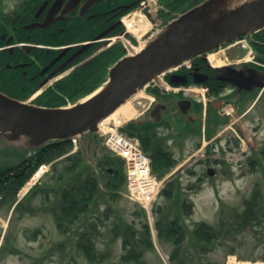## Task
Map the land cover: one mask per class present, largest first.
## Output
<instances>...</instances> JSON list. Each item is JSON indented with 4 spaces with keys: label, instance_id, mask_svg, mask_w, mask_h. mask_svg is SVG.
<instances>
[{
    "label": "trees",
    "instance_id": "1",
    "mask_svg": "<svg viewBox=\"0 0 264 264\" xmlns=\"http://www.w3.org/2000/svg\"><path fill=\"white\" fill-rule=\"evenodd\" d=\"M112 1L105 0L99 4V7L102 8ZM169 8L170 6L165 4V9L160 14L164 26L172 22L178 14L186 12L191 6L189 8L179 6L168 10ZM126 13L127 11L123 14ZM84 20L102 21L103 17L100 16L95 21ZM60 26L58 23L55 28ZM103 28L100 26L99 31ZM73 34L79 39L74 38L72 41H87L95 36V34H89V28L86 25L75 29ZM129 38L133 43H137L134 38ZM62 43L63 41H60L57 44ZM125 53L122 44L117 43L87 66L79 68L73 75L58 82L40 96L36 102L40 106L50 108L65 107L68 102L76 104L96 92L108 81L109 69L124 57ZM4 69L6 68L4 67ZM0 91L18 100H24L28 96V93L23 92L20 88L16 89L2 82H0ZM150 92L152 93V91ZM218 121H220L218 118L209 119V125L215 123L217 127ZM160 126L170 127L171 122L167 119L160 123L150 120L142 123L134 121L124 128V132L139 138L144 152L152 159L153 173L158 177H164L178 162L167 148L165 139L160 136L158 131ZM188 131V129L184 130L185 133L180 136L188 137ZM208 132V137L211 138L216 133V129H210ZM198 135L202 138V112L200 113ZM97 138L96 134L86 133L83 139L86 140L87 145L83 146L80 143L78 152L72 155H69L73 148L71 139L53 140L35 147H28L25 139L19 142L4 139L0 142V165L4 166L0 170V191L13 187L14 194H16L41 164L65 156L53 165V170H56L60 163H64L66 176H60L58 181L62 188L60 197L50 207L59 233L66 236V241L59 247L65 251L64 247L68 242L88 264H108L109 257L107 258V255L101 252V244L102 238L109 231L114 242L121 241L124 251L120 260L122 264H148L146 255L149 251L155 250V245L144 211L142 214L145 216V222L140 229L136 227L135 223L127 221L122 216L116 217L109 225L102 220L101 216L107 215L106 218H108V213L113 208L111 203L108 204L104 215H101V203L105 198H109L110 202L114 203L123 197L126 185V166L122 159L107 154L99 159L92 157L88 151L93 140H97ZM200 145L201 143H197L196 146ZM209 152L211 153V149ZM261 155L264 156V148ZM10 158L15 159L16 162L6 167ZM250 165L251 172H256L257 167L261 165L260 159L250 158ZM203 182V179H198L195 183L184 188L180 179L171 181L161 194V197L165 198L170 205L166 208L162 205L156 206L155 213L160 216L156 222L159 241L163 244H171L176 248L171 256L172 264L188 263L190 258L188 251L182 257L180 254L187 240L201 254L208 255L216 251L218 246H223L227 241L236 240L237 236L244 232H254L255 226H261L264 223L262 192L259 188H255L251 196L244 201L243 210L234 213V220L226 221L222 218L218 226L204 221L195 222L191 228L187 221L194 214V203L188 195L183 198V194L184 192L187 194L188 191L195 193L201 191ZM45 199L50 202L48 192ZM39 233L40 231H36L34 237H37ZM228 253L236 254L235 248H230ZM239 258L249 260L244 256ZM74 260L78 264L76 258Z\"/></svg>",
    "mask_w": 264,
    "mask_h": 264
},
{
    "label": "flooded vegetation",
    "instance_id": "2",
    "mask_svg": "<svg viewBox=\"0 0 264 264\" xmlns=\"http://www.w3.org/2000/svg\"><path fill=\"white\" fill-rule=\"evenodd\" d=\"M57 1L17 0L12 5L0 3V45H4L0 47V82L28 93L24 101L36 105L40 93L47 91L59 80L74 74L78 68L89 63L101 48L108 45L107 40L94 43L84 53H87L84 60L71 66L84 55H78L80 47H77L84 42L72 41L74 38L79 39L73 34L75 29L86 25L89 34H95L90 41L106 30L121 34L124 31L121 14L140 0H113L102 8L98 3L91 8L86 6L89 0H75L71 4V0H60L58 3ZM206 1L157 0L163 6L169 5V10L179 6H191L192 9ZM85 8L88 11L82 14ZM64 11L65 14L62 15ZM99 15H103V20L95 21ZM47 21L52 24L43 28L42 25ZM58 23L61 26L55 28ZM100 26L104 27L101 31ZM239 39L247 40L251 53L235 40L222 45L214 52H223L222 65H215L209 60L212 52L196 57L189 66H183L178 72L169 75V80L180 82V85L189 91L204 89L205 95L211 100L205 108L208 117L207 129H216L218 138L224 135L233 136L230 131L234 124L222 115V110L228 104H234L241 118L253 116L254 113L264 114V28ZM60 41L63 43L57 44ZM7 43L13 44L7 48ZM152 90L155 97L152 109L157 104L167 106L163 118L168 109L177 106L170 112L172 125L179 129L174 133H185L184 130L188 129L191 137L198 135L200 113L204 110V105L198 99L185 96V92L174 95L165 94L158 89ZM183 100L192 101L188 114L178 112V104ZM150 114L151 111L144 119H151ZM214 118L220 120L217 127L214 122L209 125V119ZM262 127L263 125H260L259 128ZM12 197L13 187L0 191V204Z\"/></svg>",
    "mask_w": 264,
    "mask_h": 264
},
{
    "label": "rangeland",
    "instance_id": "3",
    "mask_svg": "<svg viewBox=\"0 0 264 264\" xmlns=\"http://www.w3.org/2000/svg\"><path fill=\"white\" fill-rule=\"evenodd\" d=\"M15 1L17 0H0V3L5 2L12 5ZM132 36L134 37V35ZM134 38L136 39V37ZM147 44L143 39L134 45L138 51H141ZM101 52L102 49L98 53ZM260 125L263 127L259 128ZM159 132L168 134L162 129ZM230 132L233 133L231 137L224 135L221 138L214 137L212 139L213 153H207V158H203L199 153L200 149H203V141L200 148H197L195 146L200 142L199 139L188 137L178 143L171 137L169 139V148L179 160L178 167L186 162L174 178L180 179L184 188L195 183L197 179H204V187L201 191L196 193L188 191L187 194L185 192L183 194V198L188 195L194 202V214L187 221L191 228L195 222L204 221L218 226L222 218L226 221L234 220V213L243 210L244 201L251 196L255 188H259L262 192L264 208V156L261 155L264 148V114L254 113L253 116L240 119ZM8 137L11 140L22 139L20 136ZM242 142L246 144L244 149L247 152L244 156L240 155L243 150ZM81 145H87L85 139L81 141ZM204 145H207V142ZM88 152L95 158H101L106 154L111 155L104 145L103 139L99 137L97 140H93ZM195 154L197 156L192 157ZM250 158L260 159L261 165L257 167L256 172H251ZM189 159L191 160L189 161ZM208 159L226 163L210 165ZM237 161L238 164H234ZM10 163L13 164L14 161ZM65 166L64 163H60L56 170L52 169L47 173L38 186L14 207L15 201L10 199L0 204V216H2L0 218H3L0 220L1 256L8 251L0 258V264H76L74 258L78 264H88L68 242L64 247L65 251L59 247L66 241V236L60 234L56 228L50 209L60 197L62 188L58 181L60 176H66ZM209 168L215 169L217 173L214 177L206 178ZM191 172L194 173L190 174ZM47 192L50 194V202L45 199ZM123 193V197L118 202L113 203L109 198H105L101 203V215H104L108 204L111 203L113 207L108 213V218H106L107 215L101 216L102 220L109 225L116 217L122 216L127 221L135 223L136 227L140 229L145 222L142 209L127 199L126 190ZM157 205L166 208L170 203L160 197ZM159 217V214L155 215L156 220ZM36 231H40V233L34 237ZM102 239L101 252L107 255V258L109 257L108 264H122L120 260L124 251L121 241L114 242L109 231ZM232 247L235 248L236 254L228 253ZM12 249L18 252L14 254ZM175 249L171 244L158 243L155 250L147 253V263L172 264L171 256ZM186 251L190 257L187 264H229L232 257L238 262H262L264 264V223L261 226H255L254 232L239 234L236 240L227 241L208 255L201 254L197 248L192 247L189 240L182 248L181 257L186 254ZM241 256L246 257L249 261L241 260L239 258Z\"/></svg>",
    "mask_w": 264,
    "mask_h": 264
},
{
    "label": "water",
    "instance_id": "4",
    "mask_svg": "<svg viewBox=\"0 0 264 264\" xmlns=\"http://www.w3.org/2000/svg\"><path fill=\"white\" fill-rule=\"evenodd\" d=\"M74 1L71 0L70 4ZM99 1L90 0L86 6L90 7ZM218 1L220 0H209L189 10L180 15L173 24L186 26L196 20L207 19L209 10ZM85 12L86 8L82 14ZM64 14L65 11L62 15ZM50 24L51 22L47 21L42 27L47 28ZM262 28L264 0L224 15L196 34L186 29L174 30L161 41L150 44L140 54L119 61L110 71V81L102 91L72 109L28 105L0 92V135L20 136L27 140L28 147H35L52 140H65L87 132L96 133L97 124L102 119L110 116L139 90L144 89L155 76ZM109 33L107 30L100 34L93 42L84 45L78 54L83 53L94 42L103 40ZM171 82L179 84L173 79ZM191 106V101H182L179 103V112L187 114ZM166 109L165 105H156L151 119L160 122ZM209 174L214 176L215 171L210 169Z\"/></svg>",
    "mask_w": 264,
    "mask_h": 264
},
{
    "label": "bare ground",
    "instance_id": "5",
    "mask_svg": "<svg viewBox=\"0 0 264 264\" xmlns=\"http://www.w3.org/2000/svg\"><path fill=\"white\" fill-rule=\"evenodd\" d=\"M259 0H220L214 7L209 10V15L207 19L201 21L196 20L192 23L187 24L186 26H178L172 24L167 27L162 33H160L151 45L161 41L166 36H168L174 30L186 29L189 32L196 34L201 31L204 27L210 25L220 17L227 15L241 7L246 5L253 4ZM153 5L156 7L153 1L150 0L148 6ZM138 14H133L132 16L126 19V23L129 27V32L133 34L138 42H140L143 37L149 33L148 31L152 28V22L147 17H138ZM138 30V31H136ZM134 54H138L137 48L129 47ZM137 50V51H136ZM223 52L219 51L209 55V60L215 65L223 64ZM99 93V92H98ZM153 98L145 93L144 90H139L132 98H130L125 104L119 107L115 112L106 119L105 123L114 122L116 125H123L129 120L143 115L152 105ZM229 264H263L262 262H238L235 259H231Z\"/></svg>",
    "mask_w": 264,
    "mask_h": 264
},
{
    "label": "built area",
    "instance_id": "6",
    "mask_svg": "<svg viewBox=\"0 0 264 264\" xmlns=\"http://www.w3.org/2000/svg\"><path fill=\"white\" fill-rule=\"evenodd\" d=\"M100 131L107 136L108 147L127 160L129 198L149 210L163 186L152 176L150 160L142 154L137 141L124 137L108 123H102Z\"/></svg>",
    "mask_w": 264,
    "mask_h": 264
}]
</instances>
